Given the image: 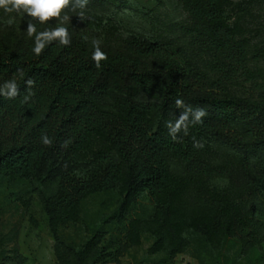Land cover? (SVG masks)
Returning a JSON list of instances; mask_svg holds the SVG:
<instances>
[{"label":"trees","instance_id":"trees-1","mask_svg":"<svg viewBox=\"0 0 264 264\" xmlns=\"http://www.w3.org/2000/svg\"><path fill=\"white\" fill-rule=\"evenodd\" d=\"M177 2L187 55L171 42L123 30L113 12L120 0H87L84 8L83 0H70L75 10L70 5L44 24L13 13L7 25L0 10V87L14 80L19 93L0 95V173L30 184L58 264L93 258L95 237L75 245L59 229L78 219L83 199L112 189L122 248L145 232L147 253L172 257L196 237L218 264L225 239L235 238L246 253L264 238L253 202L241 196H264V31L249 33L246 0ZM29 20L37 32L67 28L70 44L46 42L36 55ZM93 40L107 55L100 68ZM176 99L207 115L173 140L166 124L184 111ZM44 134L52 145L41 142ZM194 140L203 147L194 148ZM216 177H227L229 187L209 186ZM141 192L152 203L146 217L130 214Z\"/></svg>","mask_w":264,"mask_h":264},{"label":"rangeland","instance_id":"rangeland-1","mask_svg":"<svg viewBox=\"0 0 264 264\" xmlns=\"http://www.w3.org/2000/svg\"><path fill=\"white\" fill-rule=\"evenodd\" d=\"M246 1V21L254 37L264 31V0ZM113 12L123 30L171 42L189 54L186 37L180 31L186 17L177 0H120ZM235 91L242 93L238 87ZM171 170L177 173L178 164L171 162ZM207 184L218 189L229 187L227 177L209 179ZM241 196L253 202V216L264 225V196L248 193ZM117 203L118 195L113 189L91 194L80 202L78 219L59 229L62 238L75 245L85 243L91 236L96 238L93 258L88 264H213L212 253L196 237L190 238L187 249L172 257L147 253L151 237L145 232L141 233L137 245L122 248L124 226L113 217ZM151 210L152 203L141 192L134 198L130 214L146 217ZM52 246L45 215L35 194L31 193L30 184L23 179H8L0 173V261L58 264ZM216 260L218 264H264V238L246 253L241 252L235 238H227L217 251Z\"/></svg>","mask_w":264,"mask_h":264},{"label":"clouds","instance_id":"clouds-1","mask_svg":"<svg viewBox=\"0 0 264 264\" xmlns=\"http://www.w3.org/2000/svg\"><path fill=\"white\" fill-rule=\"evenodd\" d=\"M87 3V0H83V3L80 4L81 8H84V5ZM70 0H0V10L4 14L8 15L9 18L4 21L5 24L11 25L13 23L14 17L11 14L15 13L17 15L26 14L27 17L37 20L39 23L44 24L52 18H59L61 13L69 8ZM72 10H75V7L72 6ZM79 16L83 18L84 13L81 11ZM67 16L64 17L67 20ZM27 35L28 37L35 36V47L32 51L36 55H40L42 50L45 48L46 42H51L58 40L61 45L68 46L70 44V37L68 34L67 28L63 26H58L50 30H44L37 32L35 24L30 20L27 22ZM94 51L92 54V60L95 62L97 68L101 67L100 62L107 59V55L100 48V41L93 40ZM18 72L23 76V71L18 69ZM26 86L30 89L34 82L31 79H28ZM6 90V91H5ZM17 84L14 80L7 81L0 87V95L7 98H14L18 95ZM33 95L29 91V95L24 97V100L27 101L29 96ZM175 104L177 107H183L184 111L179 115L175 122L169 121L166 124L168 130V135L173 139H177V134L181 131L185 135L188 134L189 125H196L203 122V117L207 115V112L203 108L193 109L191 106L184 105L182 99H176ZM41 142L46 145H52L53 141L46 134L42 135ZM194 148H202L203 144L199 141L194 140Z\"/></svg>","mask_w":264,"mask_h":264}]
</instances>
